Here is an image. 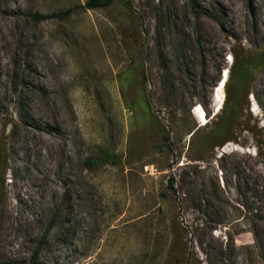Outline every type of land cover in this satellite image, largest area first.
<instances>
[{
    "label": "rangeland",
    "instance_id": "1",
    "mask_svg": "<svg viewBox=\"0 0 264 264\" xmlns=\"http://www.w3.org/2000/svg\"><path fill=\"white\" fill-rule=\"evenodd\" d=\"M85 1L0 0V264H264V66L236 141L191 148L264 49V0L30 16Z\"/></svg>",
    "mask_w": 264,
    "mask_h": 264
},
{
    "label": "trees",
    "instance_id": "2",
    "mask_svg": "<svg viewBox=\"0 0 264 264\" xmlns=\"http://www.w3.org/2000/svg\"><path fill=\"white\" fill-rule=\"evenodd\" d=\"M113 0H86L83 5H76L69 7L65 10L59 12H53L51 14H31V18L36 21L44 19H59L62 20L76 10H94L99 8H104L109 6ZM237 60L239 61L235 68V75L230 76L224 86L227 90L226 100L222 108L221 114L217 116L216 121L213 123L211 129L205 133L202 137L194 138L191 140V148L195 150V153H205L212 152L215 148L223 146L227 142L236 141V137H221L222 132L231 129L234 131L238 127H243L240 118L243 110L241 104V93L243 91V83L246 80H249L254 73V69H259L264 66V49L259 53L252 54H241L237 55ZM233 85L231 92L228 91V87ZM112 158V155L108 153H100L96 161H109ZM193 160L203 161L201 155H198L197 158ZM91 163H93L91 161ZM6 170L5 167L2 168L4 173ZM171 186V185H170Z\"/></svg>",
    "mask_w": 264,
    "mask_h": 264
},
{
    "label": "bare ground",
    "instance_id": "3",
    "mask_svg": "<svg viewBox=\"0 0 264 264\" xmlns=\"http://www.w3.org/2000/svg\"><path fill=\"white\" fill-rule=\"evenodd\" d=\"M233 0H230V3H232ZM246 3V1H245ZM247 4V3H246ZM222 11L224 12V18L222 19V23L225 24L226 22L232 23V27L230 28V32L234 33L236 32L235 27L233 25L237 24L239 22V18L241 16V8L240 7H234L232 10H228V7L226 6H222ZM230 11V12H229ZM264 14V13H263ZM226 25V24H225ZM229 26V25H228ZM227 28V27H226ZM229 30V29H228ZM260 30H262V28L260 27ZM259 31V30H258ZM240 34V33H239ZM238 36V35H237Z\"/></svg>",
    "mask_w": 264,
    "mask_h": 264
},
{
    "label": "water",
    "instance_id": "4",
    "mask_svg": "<svg viewBox=\"0 0 264 264\" xmlns=\"http://www.w3.org/2000/svg\"><path fill=\"white\" fill-rule=\"evenodd\" d=\"M221 82V81H220Z\"/></svg>",
    "mask_w": 264,
    "mask_h": 264
}]
</instances>
